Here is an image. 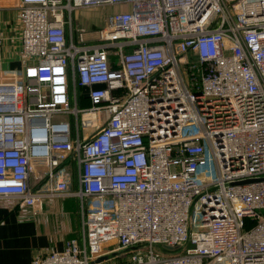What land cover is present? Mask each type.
Returning a JSON list of instances; mask_svg holds the SVG:
<instances>
[{
  "label": "built area",
  "instance_id": "1",
  "mask_svg": "<svg viewBox=\"0 0 264 264\" xmlns=\"http://www.w3.org/2000/svg\"><path fill=\"white\" fill-rule=\"evenodd\" d=\"M105 5L120 10L95 37L73 24ZM17 10L15 37L0 24V199L82 214L81 238L31 264H264V0Z\"/></svg>",
  "mask_w": 264,
  "mask_h": 264
},
{
  "label": "crops",
  "instance_id": "2",
  "mask_svg": "<svg viewBox=\"0 0 264 264\" xmlns=\"http://www.w3.org/2000/svg\"><path fill=\"white\" fill-rule=\"evenodd\" d=\"M18 3L19 0H0L3 6L0 24L6 38L15 37L20 31ZM85 30L89 38L95 37V30ZM13 45L7 41L5 48ZM14 50L8 53L4 49L5 72L10 78L17 76L13 73L15 69H23L22 60ZM81 104L83 107L90 105L87 99ZM43 206L41 211L34 213L17 200L0 199V264H31L34 258L61 251L69 240L81 238L82 214L77 198L49 199Z\"/></svg>",
  "mask_w": 264,
  "mask_h": 264
},
{
  "label": "rangeland",
  "instance_id": "3",
  "mask_svg": "<svg viewBox=\"0 0 264 264\" xmlns=\"http://www.w3.org/2000/svg\"><path fill=\"white\" fill-rule=\"evenodd\" d=\"M118 10H120L119 7L107 6V5L101 6V7L79 10V11H76L73 15V24L76 25V27L78 28H84V29L89 28V31L98 30V28L105 25V20L107 16ZM2 31H3V28H2ZM13 48L15 49L14 50L15 53L18 55L20 53L19 52L20 49L17 48L15 45L11 47H6L5 50L8 51L9 53V51L12 52ZM13 73L17 74V77L22 80L23 75H22L20 68H18L17 71L15 69Z\"/></svg>",
  "mask_w": 264,
  "mask_h": 264
},
{
  "label": "water",
  "instance_id": "4",
  "mask_svg": "<svg viewBox=\"0 0 264 264\" xmlns=\"http://www.w3.org/2000/svg\"><path fill=\"white\" fill-rule=\"evenodd\" d=\"M104 258L99 259L98 261H102Z\"/></svg>",
  "mask_w": 264,
  "mask_h": 264
}]
</instances>
